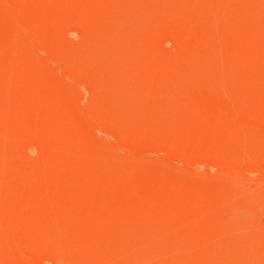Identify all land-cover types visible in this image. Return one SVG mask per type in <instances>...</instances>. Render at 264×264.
<instances>
[{
  "label": "rangeland",
  "instance_id": "374dc122",
  "mask_svg": "<svg viewBox=\"0 0 264 264\" xmlns=\"http://www.w3.org/2000/svg\"><path fill=\"white\" fill-rule=\"evenodd\" d=\"M0 264H264V0H0Z\"/></svg>",
  "mask_w": 264,
  "mask_h": 264
}]
</instances>
